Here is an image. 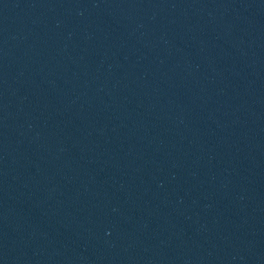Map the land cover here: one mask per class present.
Masks as SVG:
<instances>
[{
	"label": "water",
	"instance_id": "obj_1",
	"mask_svg": "<svg viewBox=\"0 0 264 264\" xmlns=\"http://www.w3.org/2000/svg\"><path fill=\"white\" fill-rule=\"evenodd\" d=\"M0 264H264V0H0Z\"/></svg>",
	"mask_w": 264,
	"mask_h": 264
}]
</instances>
